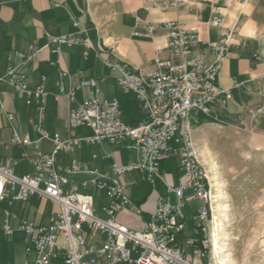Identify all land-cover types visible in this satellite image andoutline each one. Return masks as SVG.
Here are the masks:
<instances>
[{"label":"built area","instance_id":"2783aa9c","mask_svg":"<svg viewBox=\"0 0 264 264\" xmlns=\"http://www.w3.org/2000/svg\"><path fill=\"white\" fill-rule=\"evenodd\" d=\"M177 9L191 12L194 7L188 0H143L142 3V10L146 13ZM74 24L79 25L78 22ZM207 25L224 29V13L217 11ZM157 28L166 30L168 48L185 58L174 63L155 57V69L149 73H142L122 61L102 59L103 47L84 37L82 31L48 35L47 45H53L54 53H60L63 46L73 45L83 46L84 59L94 52L97 59L117 74L121 90L134 93L143 109V119L135 126L128 125L121 119L118 98L100 97L98 79H80L75 85L66 87L65 78L79 77L82 71L71 74L61 69L55 83L58 95H67L74 101L77 90L87 88L89 91L84 101L71 108L70 128H91L92 135L88 141L93 144L109 142L121 146L133 142L139 159L127 164L114 162L106 171L77 159L62 166L57 162V154L61 150L74 151L78 139H62L59 133L52 134L40 119H30L31 130L38 135L37 138L31 131L22 133L14 127L9 145L21 147L24 151L20 156L9 157L6 163H0V201L6 202L3 221L0 222V237L22 231L25 253L33 255V258L21 263L6 261L4 264H208L197 262L196 258L200 261L210 259L214 249V186L205 163L197 153L192 130L193 124L198 125L199 121L192 123V118L194 111L209 114L213 102L225 101L231 96L228 89L218 84V74L234 32L233 29L222 30L221 40L203 43L198 56L186 58L202 42L200 31L179 19H168L158 24L149 22L147 25L149 34ZM41 50L36 45H30L28 51L14 50L7 54L6 68L0 69V86H8L24 95L26 104L34 107L39 115L46 111L49 95L47 76L41 75L39 83L31 86L24 67L34 63ZM109 51L115 52L113 47H109ZM207 54L214 57L211 64L206 62ZM257 89L264 95V77ZM3 112L9 122L16 120L14 112ZM263 115V104L250 107L245 115L238 116V124L241 128L251 129ZM43 140L53 142L51 152L40 148ZM170 157L179 159L182 171L180 184H166V194L158 197L154 212L144 219L141 229H131L118 223L116 216L120 211L126 208L138 210L129 194L131 183L123 177L135 168H142L146 171L147 180L153 183L160 177L161 161ZM25 160L32 170L17 175V167ZM88 188L93 192L83 191ZM33 196L50 201L59 209L45 222L23 216L17 226L13 225L10 220L13 203H27ZM98 199L102 201L100 206ZM195 199L202 202L191 214L197 235L181 241L188 219L185 208ZM188 247L193 248L192 257Z\"/></svg>","mask_w":264,"mask_h":264},{"label":"crops","instance_id":"0c3cea01","mask_svg":"<svg viewBox=\"0 0 264 264\" xmlns=\"http://www.w3.org/2000/svg\"><path fill=\"white\" fill-rule=\"evenodd\" d=\"M188 1L194 7L191 12L188 9H177L164 13H146L142 10L143 0H0V69L6 68L8 53L14 50L28 51L30 45H36L42 50L35 62L28 64L24 69L31 86L39 83L41 75H46V87L49 90L46 111L39 115L34 107L26 104L24 95L8 86H0V163H6L9 157L20 156L24 151L21 147L9 145L14 127L22 133L31 131L34 138L38 137L31 130L30 119L42 120L52 134L59 133L62 139H78L74 151L61 150L57 154V162L62 166H67L73 159H77L106 171L114 162L127 164L139 159L138 149L133 142L121 146L109 142L93 144L88 141V137L92 135L91 128H70L71 108L84 101L89 91L87 88L77 90L74 101L67 95H58L55 83L61 69L68 70L71 74L82 71L79 77H66V87L75 85L80 79H98L100 97H117L121 119L128 125L135 126L143 119V109L134 93L121 90L117 74L111 72L102 60L97 59L94 52L84 59L83 46L73 45L63 46L60 53H54L53 45H47L48 35L82 31L84 37H88L96 46L103 47L104 50L100 53L102 59L122 61L142 73H149L155 69V57L159 56L174 63H180L185 58L174 54L168 48L165 29L157 28L149 34V22L158 24L168 19H179L189 27L198 29L202 42L193 48L186 58L198 56L204 47L203 43L221 40L222 30L233 29L232 43L221 60L218 74V84L228 89L231 96L225 101L213 102L209 114L194 111L192 123L198 120L199 124H193L192 133L196 143L199 134L208 127L217 126L223 130L243 129L238 124V116L245 115L250 107L264 105V95L257 89L264 77V0ZM219 10L224 13V29L207 25V21ZM75 22L79 25L76 26ZM109 47H113L115 52L111 53ZM205 59L208 64L214 61L210 54H207ZM247 86L251 88L248 89ZM3 111L14 112L16 120L9 122ZM81 128H87L90 132H81ZM250 130L264 133V115ZM39 146L45 152H51L54 144L43 140ZM198 155L202 157V153L198 152ZM28 164L31 166L29 162ZM27 171H30V168H25L24 173ZM181 177L178 157L161 161L160 177L153 183L147 180L146 171L142 168L128 172L123 180L131 183L129 194L138 210L126 208L120 211L116 216L118 223L131 229H141L144 219L154 212L158 197L166 194V184L179 185ZM83 191L86 192V189ZM172 200L175 202L176 198L173 196ZM5 206L6 202L0 201V222L3 221ZM58 209L56 204L33 196L27 203H13L10 220L15 226L23 216L45 222L48 216ZM196 235V223L188 216L186 229L180 236L181 241L185 237ZM5 238H13V241L24 244V233L20 230ZM187 250L192 257L193 248L188 247ZM32 258L33 255H27L24 248L22 260L11 261L7 258L5 241L4 246H0V264L6 261L21 263ZM196 261L207 262L197 258Z\"/></svg>","mask_w":264,"mask_h":264},{"label":"rangeland","instance_id":"374dc122","mask_svg":"<svg viewBox=\"0 0 264 264\" xmlns=\"http://www.w3.org/2000/svg\"><path fill=\"white\" fill-rule=\"evenodd\" d=\"M81 129V132H90L87 128ZM195 146L197 153L208 159L205 165L214 186L213 215L220 223L224 222L222 231L226 235L218 249L214 243L206 263L218 264L215 257L218 250L226 264H264V133L212 126L199 134ZM25 168L32 170L25 161L17 167L16 174L23 175ZM86 192L93 189L88 188ZM101 202L97 200L99 206ZM217 204L221 205L220 211H215ZM201 205L198 199L187 203V215L191 217ZM12 239L0 237V246L5 241L7 258L20 262L24 244Z\"/></svg>","mask_w":264,"mask_h":264},{"label":"bare ground","instance_id":"6f19581e","mask_svg":"<svg viewBox=\"0 0 264 264\" xmlns=\"http://www.w3.org/2000/svg\"><path fill=\"white\" fill-rule=\"evenodd\" d=\"M206 156V155H205ZM202 161L204 162V163H208L207 161H208V159H206V157H204V155L202 154ZM206 166V165H205ZM215 201H217L216 199H215ZM221 205L220 204H217V206H215V211H220V209H221V207H220ZM214 221H212V223H213V228H212V235H213V241H214V243H215V247H216V249H218L219 248V245H220V243H221V240L224 238V237H226V235H223V228H222V226H223V224H224V222L221 220V223L218 221V217L217 216H215V218L213 219ZM221 227V228H220ZM227 236H228V234H227ZM219 251L217 250L216 251V255H215V257H216V260H217V263L218 264H226V262H225V259L224 258H220V256H219Z\"/></svg>","mask_w":264,"mask_h":264}]
</instances>
